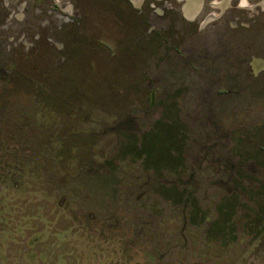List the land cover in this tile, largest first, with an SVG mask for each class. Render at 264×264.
I'll return each instance as SVG.
<instances>
[{
    "label": "rangeland",
    "instance_id": "374dc122",
    "mask_svg": "<svg viewBox=\"0 0 264 264\" xmlns=\"http://www.w3.org/2000/svg\"><path fill=\"white\" fill-rule=\"evenodd\" d=\"M10 38L0 32V264H264V161L247 168L245 141L230 151L233 126L252 120L231 115L246 109L235 97L216 102L212 71L186 68L185 44L116 37L58 72L67 55L25 63Z\"/></svg>",
    "mask_w": 264,
    "mask_h": 264
},
{
    "label": "flooded vegetation",
    "instance_id": "af4514ba",
    "mask_svg": "<svg viewBox=\"0 0 264 264\" xmlns=\"http://www.w3.org/2000/svg\"><path fill=\"white\" fill-rule=\"evenodd\" d=\"M1 8L8 12L4 15L8 22L0 32L11 37L16 48L23 46L24 62L39 54L67 55L60 58V68H54L58 72L72 55L83 59L98 53L94 50L110 52L104 40L132 37L137 50H153L159 39H177L185 44L187 69L194 64L215 74L216 102L235 97L246 109L231 115L245 113L252 120L233 126V135L241 136L233 141L231 153L245 141L243 148L250 152L247 168L257 169L264 161V0H2ZM16 13L24 15L18 19ZM196 34L200 41L194 40ZM88 38L98 41L93 46L79 44ZM176 46L172 44L171 50ZM221 85L229 90H220ZM247 91L252 94L247 96ZM152 93L156 102L154 89ZM216 108L222 112L221 105Z\"/></svg>",
    "mask_w": 264,
    "mask_h": 264
},
{
    "label": "water",
    "instance_id": "95a60500",
    "mask_svg": "<svg viewBox=\"0 0 264 264\" xmlns=\"http://www.w3.org/2000/svg\"><path fill=\"white\" fill-rule=\"evenodd\" d=\"M151 103H152V105L155 103V100H154V93H152V95H151Z\"/></svg>",
    "mask_w": 264,
    "mask_h": 264
}]
</instances>
